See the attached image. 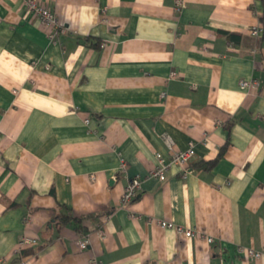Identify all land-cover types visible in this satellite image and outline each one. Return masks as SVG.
I'll return each mask as SVG.
<instances>
[{"label": "crops", "instance_id": "1", "mask_svg": "<svg viewBox=\"0 0 264 264\" xmlns=\"http://www.w3.org/2000/svg\"><path fill=\"white\" fill-rule=\"evenodd\" d=\"M36 1L55 39L0 0V264H264L262 1ZM167 136L186 179L151 176Z\"/></svg>", "mask_w": 264, "mask_h": 264}, {"label": "built area", "instance_id": "2", "mask_svg": "<svg viewBox=\"0 0 264 264\" xmlns=\"http://www.w3.org/2000/svg\"><path fill=\"white\" fill-rule=\"evenodd\" d=\"M27 6L33 14L39 18L43 25L49 28V37L55 39L60 32H64L62 26L59 24L56 15L45 5L39 4L36 0H28ZM251 35L255 38H260L264 35V28L260 25L254 27L251 30ZM250 83L243 81L241 86L246 88ZM165 143L169 148L171 155L169 160H166L161 153H157L155 156L156 162L151 176L158 179L160 182H164L167 179V172L171 167L177 166L181 169V175L183 179H186L189 173L192 171L190 168V161L195 156V144L190 142L189 148L187 150H174V141L170 137L165 138ZM127 164L124 160L121 162L119 168V173H124L126 171ZM141 186V179L139 177L132 178L129 180L128 185L123 194V203H131L137 196ZM161 226L163 228H172L179 235H184L187 238L194 237V233L191 230H186L181 226H175L171 222H162ZM212 238L209 239V242H212ZM23 242H28L24 240ZM88 245V239L85 238L81 242V248L86 249ZM240 253L244 254L247 257L260 258L264 255V250L255 251L248 248H239Z\"/></svg>", "mask_w": 264, "mask_h": 264}, {"label": "trees", "instance_id": "3", "mask_svg": "<svg viewBox=\"0 0 264 264\" xmlns=\"http://www.w3.org/2000/svg\"><path fill=\"white\" fill-rule=\"evenodd\" d=\"M262 1V3H263V7H264V0H261ZM226 35H227V37H228V39L230 40V41H239L240 40V35H238V34H233V33H225ZM264 36V35H263ZM225 147L221 150V152H220V154L222 155L223 153H224V151H225ZM202 165V164H201ZM203 166L205 167H207V164H203ZM211 166H213V165H211ZM137 198V197H136ZM135 198V199H136ZM134 199V200H135ZM133 200V201H134ZM62 216V220L63 221H65V222H67V220H71L72 222H74V223H81L82 221H83V219L84 218H77V217H74L72 214H67V215H60V217ZM88 217H93V216H88ZM87 217V218H88ZM86 218V217H85Z\"/></svg>", "mask_w": 264, "mask_h": 264}, {"label": "water", "instance_id": "4", "mask_svg": "<svg viewBox=\"0 0 264 264\" xmlns=\"http://www.w3.org/2000/svg\"><path fill=\"white\" fill-rule=\"evenodd\" d=\"M264 84V74H262V77H261V87L263 86Z\"/></svg>", "mask_w": 264, "mask_h": 264}]
</instances>
